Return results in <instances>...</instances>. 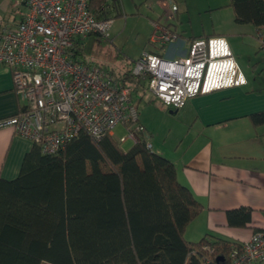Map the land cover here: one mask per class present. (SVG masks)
<instances>
[{
  "label": "trees",
  "instance_id": "1",
  "mask_svg": "<svg viewBox=\"0 0 264 264\" xmlns=\"http://www.w3.org/2000/svg\"><path fill=\"white\" fill-rule=\"evenodd\" d=\"M117 3L88 0V9L110 16ZM229 6L237 24L264 35V0H230ZM75 54L83 59L81 42ZM125 81L132 96L147 90L131 70ZM249 119L263 126L264 111ZM202 211L177 181L174 165L143 141L124 152L111 135L96 141L81 133L55 155L33 144L18 176L0 178V264H228L239 243L210 234L185 239ZM251 214L245 207L229 210L227 224L244 228Z\"/></svg>",
  "mask_w": 264,
  "mask_h": 264
},
{
  "label": "built area",
  "instance_id": "2",
  "mask_svg": "<svg viewBox=\"0 0 264 264\" xmlns=\"http://www.w3.org/2000/svg\"><path fill=\"white\" fill-rule=\"evenodd\" d=\"M15 6H22L24 12L17 24L0 27V65L11 72L14 92L25 106L1 119L0 128H11L39 144L44 155L59 153L81 133L99 141L119 125L127 131L120 144L143 141L151 149L131 87L102 67L80 62L75 54L83 38L107 37L112 18L92 14L88 0H15ZM172 11H177L174 5ZM151 25L153 46L163 48L180 40L169 27L158 22ZM256 32L264 51L262 30ZM131 75L146 83L157 100L176 110L189 99L247 84L226 39L219 36L193 39L183 54L170 59L143 52L133 61ZM263 261L261 230L232 249L228 264Z\"/></svg>",
  "mask_w": 264,
  "mask_h": 264
},
{
  "label": "crops",
  "instance_id": "3",
  "mask_svg": "<svg viewBox=\"0 0 264 264\" xmlns=\"http://www.w3.org/2000/svg\"><path fill=\"white\" fill-rule=\"evenodd\" d=\"M22 12L24 8L15 6V0H0V27L17 24ZM207 37H192L186 41L180 39L175 44H188L193 39ZM219 37L228 40L223 35ZM230 39L235 38L230 36ZM184 51L173 50L171 57L183 54ZM78 60L83 62L79 58ZM244 87L218 91L186 101L181 109L188 107L191 110L193 121L198 124L196 137L200 140V146L193 150L192 147L186 148L181 154L171 158L165 156L164 152H155L151 140L157 134L148 121L141 122L139 119L149 136L151 152L174 165L177 181L187 187L203 207L202 213L186 229L185 235L191 232L194 239L185 238L189 242H197L210 234L231 243H241L254 230L264 229V149L256 145L261 126L254 127L249 119L250 115L264 111V103L249 100L250 95L243 94ZM153 98L157 100L154 96ZM157 101L168 111L176 112ZM24 106L25 103L14 92L11 72L0 65V120L15 115ZM235 124L242 126L241 133L246 137L243 143H234L238 136L234 127L231 131L225 130L227 126ZM216 133L222 135L221 140L212 138ZM118 141L115 142L120 146ZM32 145L30 141L15 134L13 129L0 128L1 179L11 181L18 176L23 158ZM241 207L252 210L250 223L244 228L229 227L226 212ZM260 264H264V261Z\"/></svg>",
  "mask_w": 264,
  "mask_h": 264
},
{
  "label": "rangeland",
  "instance_id": "4",
  "mask_svg": "<svg viewBox=\"0 0 264 264\" xmlns=\"http://www.w3.org/2000/svg\"><path fill=\"white\" fill-rule=\"evenodd\" d=\"M118 12H111V28L107 37L90 35L82 40V58L85 63L102 67L109 76L123 83V76L132 68L143 52L156 54L170 59L173 50H185L188 44H175L164 48L150 44L152 22L169 27L179 35V39L192 37L223 35L228 38L230 51L247 84L242 89L249 100L264 103V51L260 49L257 32L252 25L237 24L230 0H117ZM172 5L177 8L172 11ZM160 18V19H159ZM159 19V21H157ZM230 36L235 39L231 40ZM233 42V43H232ZM129 86L128 81H125ZM140 121H148L156 132L151 143L155 152H164L172 157L181 154L186 148L200 146L195 124L190 109H179L175 113L168 111L153 96L143 89H138L132 96ZM255 98V99H254ZM254 110V109H251ZM234 127L238 134L234 143H243L245 135L242 126ZM259 140L256 145L264 149V125L259 128ZM125 127L119 125L112 130V137L117 142L126 135ZM221 134L212 138L221 140ZM202 139V138H200ZM232 140V139H229ZM124 152L132 148L133 143L120 144ZM187 240H194L191 232L185 235Z\"/></svg>",
  "mask_w": 264,
  "mask_h": 264
},
{
  "label": "water",
  "instance_id": "5",
  "mask_svg": "<svg viewBox=\"0 0 264 264\" xmlns=\"http://www.w3.org/2000/svg\"><path fill=\"white\" fill-rule=\"evenodd\" d=\"M221 261H223V258L221 259Z\"/></svg>",
  "mask_w": 264,
  "mask_h": 264
}]
</instances>
